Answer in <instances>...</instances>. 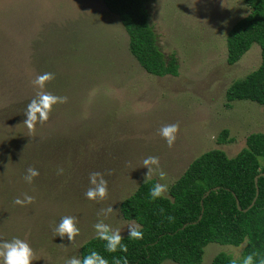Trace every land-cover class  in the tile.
I'll use <instances>...</instances> for the list:
<instances>
[{"label": "rangeland", "instance_id": "rangeland-1", "mask_svg": "<svg viewBox=\"0 0 264 264\" xmlns=\"http://www.w3.org/2000/svg\"><path fill=\"white\" fill-rule=\"evenodd\" d=\"M148 11L159 48L178 60V76L141 67L103 0H0V242L25 240L32 264L80 258L100 220L128 235L120 205L145 182L146 157L159 158L166 178L152 179L169 189L203 153L219 149L233 158L248 135L264 133V106L226 101L228 87L261 64L258 45L227 62L228 32L249 13L244 0H150ZM46 72L55 78L43 91L67 102L30 133L24 111L40 91L32 81ZM169 124L179 125L171 148L158 134ZM225 129L229 137L219 144ZM29 167L39 171L31 184L23 179ZM92 172L105 174L104 200L85 198ZM25 194L34 203L14 204ZM109 206L114 212L101 215ZM64 216L78 222L73 243L54 235ZM245 245L211 243L202 264L221 252L240 260Z\"/></svg>", "mask_w": 264, "mask_h": 264}, {"label": "trees", "instance_id": "trees-1", "mask_svg": "<svg viewBox=\"0 0 264 264\" xmlns=\"http://www.w3.org/2000/svg\"><path fill=\"white\" fill-rule=\"evenodd\" d=\"M150 0H103L117 15L129 36V51L149 74L178 76L179 65L174 54L166 56L158 46L149 20ZM247 16L238 20L227 36V62L238 63L254 45L261 49L260 66L242 79L235 80L226 91L227 106L236 101H250L264 106V0H244ZM229 131L223 130L219 144L227 142ZM264 172V133H251L246 146L233 158L213 149L195 158L171 185L168 196L155 202L149 192L156 182L141 183L120 205L124 219L136 221L143 239L133 241L123 236L127 253L106 251L105 242L95 237L84 243L80 259L95 250L113 264L126 257L128 264H202L205 248L211 243L239 247L246 243L242 258L253 252L264 257V177L258 182L255 205L247 209L257 194L255 178ZM218 190H213L214 188ZM211 190L207 198H203ZM203 200V206L201 201ZM163 210V211H161ZM202 219L199 221L200 216ZM172 217L173 219H169ZM197 222V224H193ZM185 227V228H184ZM234 258L224 252L211 264H231Z\"/></svg>", "mask_w": 264, "mask_h": 264}, {"label": "clouds", "instance_id": "clouds-1", "mask_svg": "<svg viewBox=\"0 0 264 264\" xmlns=\"http://www.w3.org/2000/svg\"><path fill=\"white\" fill-rule=\"evenodd\" d=\"M54 78V74L46 72L38 75L32 81V84L39 88L40 91H38L36 97L27 104L24 111L26 119L23 124L30 133L35 131L38 122L44 124L48 121L53 106L67 102V97H61L43 91L45 85L51 82ZM178 131V124H169L162 126L158 134L166 141L168 147L171 148L175 144ZM142 163L143 167L148 169V172L144 177L145 183H148L154 175L158 176L160 180L166 178V173L160 167L158 157L148 156ZM60 171L62 172L63 170L61 169ZM104 175L105 174L101 172H92L89 174L88 179L90 186L85 192L86 199L97 201L107 198L108 181L104 178ZM38 176L39 171L34 167H29L26 169V174L23 179L25 182L31 184L34 178ZM168 190L167 184L155 183L149 192L151 201L155 202L156 200L163 198ZM32 203H34V197L27 194L24 195L23 199L17 197L14 200V204L20 206ZM113 212V208L109 206L106 209H101L100 214L107 217ZM169 219L171 220L173 218L169 217ZM77 223L76 218L73 216L62 217L58 226L53 230L54 235L59 236L61 239L67 237V239L73 243L76 237L80 235V229L77 227ZM93 227L95 229L96 238L105 242L107 252L115 253L119 250L127 253L128 247L126 244L122 243L124 237L119 228H112L110 225L104 223L103 220L98 221ZM127 230L129 239L133 241L143 239L141 226L134 220L130 222ZM61 246L64 245L61 244ZM33 256V249L25 240L13 238L11 241L0 242V264H32ZM259 256L260 253L253 252L243 258L242 264H256V258ZM65 264H108V260L101 256L97 251L92 250L88 255L84 256L83 259L76 256L66 259ZM113 264H128V261L126 257H117L114 259ZM231 264H237V259H233ZM259 264H264V257L259 259Z\"/></svg>", "mask_w": 264, "mask_h": 264}, {"label": "water", "instance_id": "water-1", "mask_svg": "<svg viewBox=\"0 0 264 264\" xmlns=\"http://www.w3.org/2000/svg\"><path fill=\"white\" fill-rule=\"evenodd\" d=\"M261 177H264V172L261 173V174H259V175L255 178V184H256V188H257V194H256V197H255V199L253 200L252 204H251L247 209L242 210V208L240 207V202H239V200L236 199V203H237L238 209H239L240 211H245V212H247L248 210H250V209L255 205L256 200H257L258 195H259L258 182H259V179H260ZM218 189H219V188L217 187V188H214L213 190L216 191V190H218ZM210 193H211V190L207 191V192L205 193V195H204L203 198H204V199L207 198V197L210 195ZM201 205L203 206V200L201 201ZM201 219H202V215L200 216L199 221H200ZM193 224H197V222H194ZM184 228H185V227H184Z\"/></svg>", "mask_w": 264, "mask_h": 264}]
</instances>
